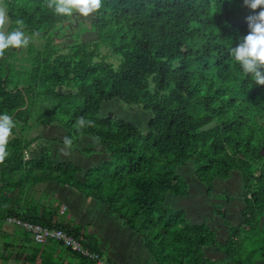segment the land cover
Here are the masks:
<instances>
[{
	"label": "trees",
	"instance_id": "trees-1",
	"mask_svg": "<svg viewBox=\"0 0 264 264\" xmlns=\"http://www.w3.org/2000/svg\"><path fill=\"white\" fill-rule=\"evenodd\" d=\"M2 3L7 32L19 27L44 41H30L20 57L21 46L0 50V114L14 121L0 160V222L13 216L63 230L100 255L80 227L58 219V207L27 203L26 186L56 183L105 204L155 264H264V85L230 55L260 8L243 0H102L88 19H76L75 10L56 14L55 0ZM110 101L140 105L152 115L146 130L101 117ZM33 114L37 125L63 129L59 144L99 163L56 161L37 142L42 136L24 137ZM235 176L241 220L231 225L212 207L223 240L208 216L196 223L172 207L190 196V184L207 198L216 181Z\"/></svg>",
	"mask_w": 264,
	"mask_h": 264
},
{
	"label": "crops",
	"instance_id": "crops-1",
	"mask_svg": "<svg viewBox=\"0 0 264 264\" xmlns=\"http://www.w3.org/2000/svg\"><path fill=\"white\" fill-rule=\"evenodd\" d=\"M24 193L27 203L31 207L34 204L39 205L40 209L48 206L58 207L60 209L58 219H62V222L71 227H80L81 237L84 234L86 238L91 237L88 243H94L92 248L99 252L104 260L115 264H155L149 256L144 254L142 248L130 238V233L128 237L132 244L128 245L119 241L116 243L111 241L101 231L104 217H107L110 224L115 222L119 227L121 224L117 220H113L109 214L108 207L100 201L87 198L80 192L56 183L48 184L43 182L28 185L24 188ZM47 194L53 195L58 203L56 201L50 202L49 198L46 197ZM38 197L39 199L35 203L30 201H35ZM90 212L95 213L99 218L100 222L96 225L89 218ZM5 219L0 222V264H88L82 261L79 256H76L75 253L55 241L37 243L30 234L23 230L6 227L4 224ZM123 228L125 227L123 226ZM92 238H95V240H92ZM86 247L89 248V246ZM136 251L138 253L135 255ZM217 259H220V257Z\"/></svg>",
	"mask_w": 264,
	"mask_h": 264
},
{
	"label": "rangeland",
	"instance_id": "rangeland-1",
	"mask_svg": "<svg viewBox=\"0 0 264 264\" xmlns=\"http://www.w3.org/2000/svg\"><path fill=\"white\" fill-rule=\"evenodd\" d=\"M0 10H3L5 12L2 0H0ZM90 14L91 13H89L87 16H84L80 14L78 10H75L73 17L76 19L77 18L78 19H88V16H90ZM8 27H9V21L7 20V23H5L4 25H0V30L7 33ZM69 28L71 27L69 26ZM24 35L28 38V43L32 41L34 44L37 45L38 43L44 41L41 39L31 37L28 34H24ZM67 42H70V41H67ZM27 45L21 46V50H19L18 53H16V57H20L25 54V51H26L25 47ZM112 58L117 59L116 56H112ZM112 61L114 64L117 63L116 60H112ZM57 90L58 92L63 91L62 88L57 89ZM109 113H112L125 121L133 123L136 126V128L140 131L146 130L147 122L152 117V115L149 113L145 114L142 111V108L140 105L123 106L122 104L116 101H110V102L103 103L101 110H100V116L102 117ZM33 115L30 116V118L32 116L33 117L29 121V126H31L32 129L24 137H26L27 139H31L37 136H42L41 139L37 140V142L41 146L47 147L49 149L50 154H52V156L54 157L56 161L57 160L58 161H73L75 163L80 164L84 168H90L99 163L97 160L91 158L92 155H90L89 157L81 156L75 150L59 144L58 141H60L62 137H64L63 129L58 125H51V126L37 125L36 119L38 116L37 114H33ZM13 137L14 135L10 133L8 140ZM31 152H32L31 155H37L38 148L32 149ZM102 153L104 152L102 151ZM102 153L99 155V157L101 158V160H104L106 156L103 155ZM180 171H182V174L186 177L187 181H189L190 176H191L190 171L187 170L186 168L180 169ZM215 183L216 184L214 185L213 196L207 197V198L202 196L205 193L204 190H201L202 192L195 191L194 186L190 184L188 188L190 196L186 198L185 197L175 198L174 200H176L177 202H174L172 204V207H176L177 210H185V211L187 210V215L190 217L192 222L195 221L196 223L197 222L207 223V216H208L210 218L209 224L212 227V229L215 230L218 239L223 240L227 236L226 228L223 225L222 220L219 217H217L215 214H213L212 207H214L215 205L220 206L221 210L226 212L227 221L231 225H236L241 220L240 212H241V208L243 207L242 199H241V182H240L239 177L235 176L226 182L216 181ZM39 197L35 199V201L34 200H30V201L32 203H35L39 199ZM46 197L49 198L50 202L56 201V203H58L57 199L53 195L47 194ZM89 218L90 220L94 222L95 225L98 222H100L98 216L93 212L89 213ZM112 218L113 220H116L113 216ZM91 231L93 230L91 229ZM101 231L105 235H107V237H109L111 241H114L115 243L119 241L120 243H126L128 245L132 244L130 241V238L128 237V234H129L128 230L123 228L122 225H120L119 227V225H117L115 222L110 224L108 222L107 217H104V221L101 224ZM134 249L136 248L134 247ZM137 251L135 252V255L138 253ZM207 256L213 259L222 257L220 253H215L212 251H208Z\"/></svg>",
	"mask_w": 264,
	"mask_h": 264
},
{
	"label": "clouds",
	"instance_id": "clouds-1",
	"mask_svg": "<svg viewBox=\"0 0 264 264\" xmlns=\"http://www.w3.org/2000/svg\"><path fill=\"white\" fill-rule=\"evenodd\" d=\"M243 3L251 9L260 8V11L247 18L249 32L240 39L235 47L230 49V55L234 57L245 73L252 74L255 84L264 85V0H243ZM101 5L102 0H55L54 5L49 3V7H54L56 14L65 16L70 15L73 10H78L80 14L87 16L98 10ZM7 20L6 13L0 10V25L7 23ZM16 24L22 25V21L17 20ZM27 43L28 38L19 27L7 33L0 30V50L9 46L27 45ZM80 122L83 123V120ZM13 127L12 117L0 114V160L8 155L6 144Z\"/></svg>",
	"mask_w": 264,
	"mask_h": 264
},
{
	"label": "built area",
	"instance_id": "built-area-1",
	"mask_svg": "<svg viewBox=\"0 0 264 264\" xmlns=\"http://www.w3.org/2000/svg\"><path fill=\"white\" fill-rule=\"evenodd\" d=\"M5 226L8 228H19L31 235L33 240L37 243L47 241H56L63 247L76 251L84 258L88 259L93 264H114L107 262L101 258L96 252H92L82 247V245L72 236L59 229H49L30 222H24L15 217H8L5 220Z\"/></svg>",
	"mask_w": 264,
	"mask_h": 264
},
{
	"label": "bare ground",
	"instance_id": "bare-ground-1",
	"mask_svg": "<svg viewBox=\"0 0 264 264\" xmlns=\"http://www.w3.org/2000/svg\"><path fill=\"white\" fill-rule=\"evenodd\" d=\"M216 13V12H215Z\"/></svg>",
	"mask_w": 264,
	"mask_h": 264
}]
</instances>
